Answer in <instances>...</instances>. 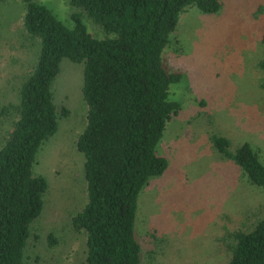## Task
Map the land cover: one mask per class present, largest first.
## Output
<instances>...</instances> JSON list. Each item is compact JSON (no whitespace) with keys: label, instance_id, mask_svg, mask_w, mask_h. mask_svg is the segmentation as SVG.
Segmentation results:
<instances>
[{"label":"trees","instance_id":"obj_1","mask_svg":"<svg viewBox=\"0 0 264 264\" xmlns=\"http://www.w3.org/2000/svg\"><path fill=\"white\" fill-rule=\"evenodd\" d=\"M21 2L22 32L37 42V49L32 68L0 105V123H7L0 134V264H31V223L45 207L48 187L33 166L39 148L68 114L55 105L51 91L63 59L83 67L86 126L76 148L85 158L86 201L71 225L84 236V264H141L138 200L168 167L156 145L166 123L182 109L170 98V85L182 75L166 69L162 53L177 43L173 37L183 12L195 7L213 14L220 0H69L70 25L39 0ZM86 21L99 29L100 37ZM260 41L263 55L257 67L264 88V30ZM210 142L248 183L264 189V162L250 142L232 149L227 137L215 133ZM255 216L248 211L250 224L218 237L226 264H264V214ZM46 238L56 243L51 233Z\"/></svg>","mask_w":264,"mask_h":264},{"label":"rangeland","instance_id":"obj_2","mask_svg":"<svg viewBox=\"0 0 264 264\" xmlns=\"http://www.w3.org/2000/svg\"><path fill=\"white\" fill-rule=\"evenodd\" d=\"M39 1L71 24L69 0ZM220 3L213 14L195 7L183 12L173 37L177 43L162 53L166 69L182 75L170 85V98L182 109L166 123L156 145L168 167L151 179L138 200L135 227L141 264H226L218 237L248 223V211L256 215L253 220L264 214V189L248 183L239 167L210 142L214 133L227 137L232 149L248 141L264 162V88L257 67L263 55L264 0ZM22 13L21 0L0 4V105L34 64L37 42L23 34ZM86 22L100 37L99 29ZM82 81L81 63L63 59L51 83L55 105L68 114L39 148L33 166L48 187L44 210L31 223V264H84V236L71 225L86 201L85 158L76 148L86 126ZM6 130L7 123H0V134ZM49 233L54 245L46 238Z\"/></svg>","mask_w":264,"mask_h":264}]
</instances>
